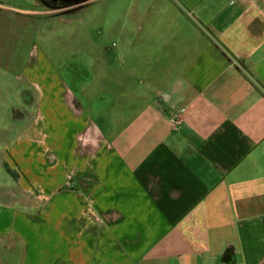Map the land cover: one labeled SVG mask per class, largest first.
<instances>
[{
  "label": "crops",
  "instance_id": "1",
  "mask_svg": "<svg viewBox=\"0 0 264 264\" xmlns=\"http://www.w3.org/2000/svg\"><path fill=\"white\" fill-rule=\"evenodd\" d=\"M119 2L109 51L39 54L46 146L10 149L30 181L0 242L19 264H264V0Z\"/></svg>",
  "mask_w": 264,
  "mask_h": 264
},
{
  "label": "rangeland",
  "instance_id": "2",
  "mask_svg": "<svg viewBox=\"0 0 264 264\" xmlns=\"http://www.w3.org/2000/svg\"><path fill=\"white\" fill-rule=\"evenodd\" d=\"M32 1L3 0L14 10L0 11V161L3 156H8L5 164L0 163L1 203L11 199L9 190L19 196L15 186L21 185L20 174L26 177L27 162L31 159L29 155L25 158L12 156L10 149L19 144L36 148L37 142L41 147L46 146V103L40 99V95L47 93L46 76L52 66L39 54L48 53L59 69L69 65L77 71L80 42H91L92 47H104L109 51L112 46L109 32L111 11L119 2L93 0L81 9V13L50 18L47 22L35 19L31 27V20L17 13H25L21 9L33 8L29 6ZM121 2L126 9V0ZM68 61L75 65L66 64ZM87 90L93 94L96 87L93 84ZM40 108L43 113L39 111ZM2 143L9 151H3ZM44 160H47L46 154ZM26 179L30 181L28 172ZM33 186L44 192L45 173L37 175ZM4 243L0 242V264H19L21 245L17 243L16 247L8 249L3 246Z\"/></svg>",
  "mask_w": 264,
  "mask_h": 264
},
{
  "label": "flooded vegetation",
  "instance_id": "3",
  "mask_svg": "<svg viewBox=\"0 0 264 264\" xmlns=\"http://www.w3.org/2000/svg\"><path fill=\"white\" fill-rule=\"evenodd\" d=\"M91 1L93 0H33L29 4L33 8L21 9L25 13H17V15L30 19L31 27H33V21L35 19L45 20L47 22V20L53 17L64 18L72 13L79 12ZM2 9L14 10L13 7L5 5L3 0H0V11Z\"/></svg>",
  "mask_w": 264,
  "mask_h": 264
},
{
  "label": "built area",
  "instance_id": "4",
  "mask_svg": "<svg viewBox=\"0 0 264 264\" xmlns=\"http://www.w3.org/2000/svg\"><path fill=\"white\" fill-rule=\"evenodd\" d=\"M172 122L174 123V124H177V123H179L180 122V117H175V118H173L172 119Z\"/></svg>",
  "mask_w": 264,
  "mask_h": 264
}]
</instances>
